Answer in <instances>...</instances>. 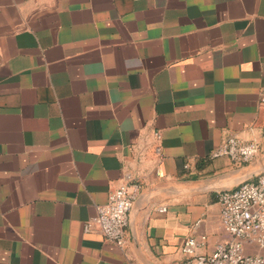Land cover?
<instances>
[{
  "label": "crops",
  "instance_id": "0c3cea01",
  "mask_svg": "<svg viewBox=\"0 0 264 264\" xmlns=\"http://www.w3.org/2000/svg\"><path fill=\"white\" fill-rule=\"evenodd\" d=\"M263 97L264 0H0V264L212 252L218 193L264 172ZM228 137L254 161L211 158ZM134 181L124 244L86 232Z\"/></svg>",
  "mask_w": 264,
  "mask_h": 264
},
{
  "label": "built area",
  "instance_id": "2783aa9c",
  "mask_svg": "<svg viewBox=\"0 0 264 264\" xmlns=\"http://www.w3.org/2000/svg\"><path fill=\"white\" fill-rule=\"evenodd\" d=\"M264 102V97L261 98ZM154 138L160 142V134ZM160 152V145L155 148ZM258 154L256 143L241 142L228 137L214 149L210 157H226L235 165L254 161ZM141 190L138 182H126L108 194L105 205L97 206L96 213L85 224L86 232H98L105 240L116 245L124 244L129 212ZM219 223L227 239L210 253H198L206 237H188L183 240V264H264V172L245 180L234 189L218 193ZM165 212V208L158 209Z\"/></svg>",
  "mask_w": 264,
  "mask_h": 264
},
{
  "label": "rangeland",
  "instance_id": "374dc122",
  "mask_svg": "<svg viewBox=\"0 0 264 264\" xmlns=\"http://www.w3.org/2000/svg\"><path fill=\"white\" fill-rule=\"evenodd\" d=\"M257 253L264 255V250H256Z\"/></svg>",
  "mask_w": 264,
  "mask_h": 264
},
{
  "label": "water",
  "instance_id": "95a60500",
  "mask_svg": "<svg viewBox=\"0 0 264 264\" xmlns=\"http://www.w3.org/2000/svg\"><path fill=\"white\" fill-rule=\"evenodd\" d=\"M247 180H249V179H247ZM245 181V180H244Z\"/></svg>",
  "mask_w": 264,
  "mask_h": 264
}]
</instances>
